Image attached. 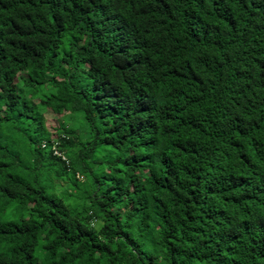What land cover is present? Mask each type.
Wrapping results in <instances>:
<instances>
[{"label": "clouds", "instance_id": "9594fccd", "mask_svg": "<svg viewBox=\"0 0 264 264\" xmlns=\"http://www.w3.org/2000/svg\"><path fill=\"white\" fill-rule=\"evenodd\" d=\"M0 264H264V0H0Z\"/></svg>", "mask_w": 264, "mask_h": 264}, {"label": "trees", "instance_id": "16d2710c", "mask_svg": "<svg viewBox=\"0 0 264 264\" xmlns=\"http://www.w3.org/2000/svg\"><path fill=\"white\" fill-rule=\"evenodd\" d=\"M12 43L14 44L15 41H12ZM13 59H17V58H16V57H13ZM30 79H31V77H30ZM94 90H95V89H94ZM108 95H109V93H108L107 91L102 92V93H98L97 96L95 97V99H96L97 101H103L104 98H105L106 96H108ZM9 211H11V209H9Z\"/></svg>", "mask_w": 264, "mask_h": 264}]
</instances>
